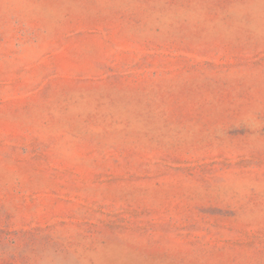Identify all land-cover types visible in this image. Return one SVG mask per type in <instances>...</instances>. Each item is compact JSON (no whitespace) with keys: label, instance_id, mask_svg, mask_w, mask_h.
<instances>
[{"label":"rangeland","instance_id":"1","mask_svg":"<svg viewBox=\"0 0 264 264\" xmlns=\"http://www.w3.org/2000/svg\"><path fill=\"white\" fill-rule=\"evenodd\" d=\"M0 264H264V0H0Z\"/></svg>","mask_w":264,"mask_h":264}]
</instances>
